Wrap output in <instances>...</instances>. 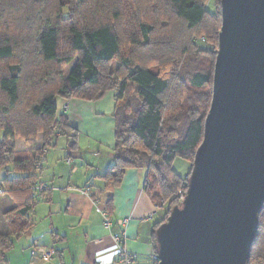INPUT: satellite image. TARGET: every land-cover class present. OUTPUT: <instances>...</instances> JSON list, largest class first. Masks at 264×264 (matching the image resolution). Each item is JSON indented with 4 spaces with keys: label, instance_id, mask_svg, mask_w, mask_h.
<instances>
[{
    "label": "trees",
    "instance_id": "1",
    "mask_svg": "<svg viewBox=\"0 0 264 264\" xmlns=\"http://www.w3.org/2000/svg\"><path fill=\"white\" fill-rule=\"evenodd\" d=\"M152 3L158 13L149 14ZM221 25V0H0V190L15 202L5 215L17 218L16 230L0 231V261L49 199L47 186L43 200L32 192L46 149L67 136L70 155L78 151L57 97L95 102L114 92L115 163L101 175L109 215L129 168L147 170L146 192L158 201L187 189L190 172L173 163H193L203 140ZM39 133L42 147L31 152L10 143ZM154 243L157 251L156 230ZM249 264H264V207Z\"/></svg>",
    "mask_w": 264,
    "mask_h": 264
},
{
    "label": "water",
    "instance_id": "2",
    "mask_svg": "<svg viewBox=\"0 0 264 264\" xmlns=\"http://www.w3.org/2000/svg\"><path fill=\"white\" fill-rule=\"evenodd\" d=\"M213 92L158 264H249L264 207V0H221Z\"/></svg>",
    "mask_w": 264,
    "mask_h": 264
},
{
    "label": "crops",
    "instance_id": "3",
    "mask_svg": "<svg viewBox=\"0 0 264 264\" xmlns=\"http://www.w3.org/2000/svg\"><path fill=\"white\" fill-rule=\"evenodd\" d=\"M106 95L95 102L56 98L58 109L67 111L70 125L77 129L78 151L70 155L67 136H60L46 151L41 181L51 189L49 199L36 203L31 213L35 224L23 235L22 252L10 253L11 249L8 260L0 261V264H119L114 262L117 247L112 233L121 230L118 221L122 218L129 219L124 227L125 246L136 254L133 264H156L153 258L156 253L154 231L163 219V213L155 211L157 201L146 192V169L126 170L122 183L113 192V211L109 215L112 226H106L103 211H107V194L103 190L105 181L101 175L112 169L115 163L114 92ZM93 107L104 112L103 116L91 114L94 124H76L77 120L81 122L77 115L90 114ZM11 143L17 151L31 152L42 145L43 134L39 133L36 139L16 137ZM4 175V170L0 169V179ZM88 187L97 198L85 192ZM9 195L0 204V213L4 215L15 204ZM5 216L8 226L0 231L8 234L16 230L14 221L17 218ZM35 240L56 250L50 262L31 254Z\"/></svg>",
    "mask_w": 264,
    "mask_h": 264
},
{
    "label": "rangeland",
    "instance_id": "4",
    "mask_svg": "<svg viewBox=\"0 0 264 264\" xmlns=\"http://www.w3.org/2000/svg\"><path fill=\"white\" fill-rule=\"evenodd\" d=\"M149 14L150 13H152V12H154V13H158L159 11H160V9H157L156 7H155V4L154 3H152V5L150 4L149 5ZM65 13L66 14H68L69 12H68V10H65ZM76 16V15H75ZM221 30V29H220ZM220 30H219V32H220ZM217 52H218V49H217ZM73 67V63H71L69 66H67V67H65L64 68V70H63V76L64 77H66L67 75H68V73H69V71H70V69ZM154 67H156V65H154ZM156 69H158V67L156 68ZM107 97V95L104 97V98H106ZM103 98V99H104ZM104 101H102V103H103ZM103 113L104 112H99L96 108H92V110H91V112H90V114L89 113H87V114H85V113H83L82 115H77L78 117H77V119H79L81 122H79L78 120L76 121V124H94V120H93V118L91 117V114L93 115V116H99L100 115V117L101 116H103ZM107 114V113H106ZM108 115V114H107ZM106 115V116H107ZM109 117H110V115H108ZM43 134V133H42ZM66 139V137H62V139ZM82 138H84V137H82ZM30 139H36V138H30ZM10 143H11V141H10ZM12 144V143H11ZM78 144H79V142H78ZM200 146V145H199ZM42 147V145L41 146H37V148H35L34 150H36V149H39V148H41ZM60 148V147H59ZM58 148V149H59ZM48 149H46V151H47ZM18 151H21V150H18ZM45 151V152H46ZM26 152V151H25ZM192 166H193V163H191L190 161H188V160H186V159H183V158H180V157H178V158H176L175 159V161H174V163H173V168H174V170L178 173V174H180L181 176H186V175H188L189 174V172H190V174H191V171H192ZM190 176V175H189ZM150 180V179H149ZM186 191V194H187V189H180L178 192H177V194H175V195H172L170 198H167V199H164V200H161V201H158V200H156L157 201V205H156V208H155V211L156 212H158V213H163V219L158 223L159 224V226L163 223V222H165V221H167V218H168V216L170 215V211L172 210V208L174 207V206H176V205H181L182 204V202L184 201V199H183V197L181 198V193H180V191ZM10 197V195H9V193L8 192H5V191H1L0 192V204L2 203V201L3 200H5V199H7V198H9ZM186 197V196H185ZM174 198H176L175 200H173ZM180 198V199H179ZM109 220H110V218H108ZM121 220H126L127 221V223L125 224V222H123L124 224H121L120 223V221ZM120 221H118V224L119 225H121L122 226V228H121V230L120 231H116V232H113L112 233V237L114 236V234H116V233H118V234H120L121 236H123L124 237V244H125V230H124V227H126V225L128 224V221H129V219L128 218H122ZM163 221V222H162ZM162 222V223H161ZM161 223V224H160ZM110 225L112 226V223H111V220H110ZM109 225V228H111V226ZM6 226H8V219L6 218V216L4 215V214H2V213H0V230H2V229H4ZM106 226H107V224H106ZM158 226V227H159ZM108 227V226H107ZM157 229V228H156ZM3 231V230H2ZM25 236V235H24ZM24 236L20 239V240H18V241H15V243H14V248L10 251V253H12V252H22V247H24ZM113 240H114V237H113ZM38 243L40 244V245H43L42 243H40L39 241H38ZM33 244V243H32ZM43 246H45V245H43ZM126 247V246H125ZM55 252H56V250H55ZM131 253V252H130ZM131 254H133V256H135L136 257V254H134V253H131ZM33 256H35V257H38L39 259H41L42 261H44V262H47V261H45V258L43 257V258H41L42 256L40 255V257H39V255H33ZM154 256H157V251H156V253H155V255ZM158 257V256H157ZM154 258V257H153ZM115 261V263H117V256L115 257V259H114ZM156 260V259H155ZM158 260V259H157ZM159 261V260H158ZM48 262H50V260L48 261Z\"/></svg>",
    "mask_w": 264,
    "mask_h": 264
},
{
    "label": "built area",
    "instance_id": "5",
    "mask_svg": "<svg viewBox=\"0 0 264 264\" xmlns=\"http://www.w3.org/2000/svg\"><path fill=\"white\" fill-rule=\"evenodd\" d=\"M204 40V38H203ZM39 166V164L37 165ZM46 185L42 182H36V184H33L32 185V192H33V195L35 197H37L38 199L40 200H43L45 198V191H46ZM1 192V190H0ZM85 192L90 194V189L87 188L85 189ZM181 193V198L183 197V199H185V196H186V191H180ZM180 199V198H179ZM103 214L106 218V224L107 226L109 227L110 225V220L108 219L109 218V214L107 211H103ZM126 220H121L120 223L121 224H124L123 222H125ZM112 223V222H111ZM127 223V221L125 222V224ZM111 226V225H110ZM114 242H115V245L117 247V262L119 264H133L134 263V260H135V256H133V254H131L127 248L125 247V244H124V237L121 236L120 234L116 233L114 234ZM31 254L32 255H40L42 256L41 258H45V261H51L56 252H55V249L53 247H47V246H43V245H40L38 243L37 240H35L31 246ZM154 259H158L157 256H154ZM115 261V260H114Z\"/></svg>",
    "mask_w": 264,
    "mask_h": 264
}]
</instances>
